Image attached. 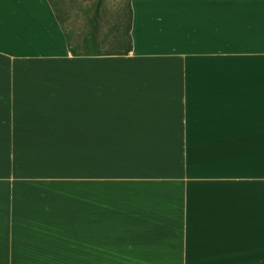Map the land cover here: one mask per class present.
I'll list each match as a JSON object with an SVG mask.
<instances>
[{
    "label": "rangeland",
    "instance_id": "374dc122",
    "mask_svg": "<svg viewBox=\"0 0 264 264\" xmlns=\"http://www.w3.org/2000/svg\"><path fill=\"white\" fill-rule=\"evenodd\" d=\"M50 1L71 45L111 50L128 0ZM4 66L0 264H264V86L216 101L208 130L93 132L11 98L27 81Z\"/></svg>",
    "mask_w": 264,
    "mask_h": 264
},
{
    "label": "crops",
    "instance_id": "0c3cea01",
    "mask_svg": "<svg viewBox=\"0 0 264 264\" xmlns=\"http://www.w3.org/2000/svg\"><path fill=\"white\" fill-rule=\"evenodd\" d=\"M129 6L126 54L72 55L48 0H0V62L27 81L11 98L31 92L94 127L80 131L183 133L208 130L216 101L263 92L248 86H264V0Z\"/></svg>",
    "mask_w": 264,
    "mask_h": 264
},
{
    "label": "trees",
    "instance_id": "16d2710c",
    "mask_svg": "<svg viewBox=\"0 0 264 264\" xmlns=\"http://www.w3.org/2000/svg\"><path fill=\"white\" fill-rule=\"evenodd\" d=\"M55 18L62 30L64 41L66 44L67 49L72 55H99V54H126L130 48H131V40L129 35V26H130V6H129V0L127 1L125 5V15L126 18L120 23L121 30L119 33L113 34V39L115 41L114 46L111 48V50L107 49H101L102 44L98 41L97 36L94 32H90L83 37V42L81 45H71L69 42V38L64 31L61 21L59 20L54 8L53 4L50 0H48ZM123 23V25H122ZM102 42V41H101ZM103 43V42H102Z\"/></svg>",
    "mask_w": 264,
    "mask_h": 264
}]
</instances>
